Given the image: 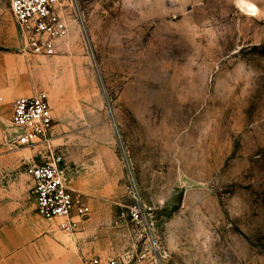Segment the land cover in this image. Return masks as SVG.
<instances>
[{
	"label": "rangeland",
	"instance_id": "374dc122",
	"mask_svg": "<svg viewBox=\"0 0 264 264\" xmlns=\"http://www.w3.org/2000/svg\"><path fill=\"white\" fill-rule=\"evenodd\" d=\"M65 2L38 91L100 198L81 222L103 255L264 264V0Z\"/></svg>",
	"mask_w": 264,
	"mask_h": 264
},
{
	"label": "crops",
	"instance_id": "0c3cea01",
	"mask_svg": "<svg viewBox=\"0 0 264 264\" xmlns=\"http://www.w3.org/2000/svg\"><path fill=\"white\" fill-rule=\"evenodd\" d=\"M33 54L19 40L10 0H0V264H84L92 256L108 257L103 255L107 251L101 233L92 226L96 219L81 222L100 198L88 176L66 158L69 188L82 197L90 212L73 217L80 221L73 233L61 230L63 218L48 222L37 212L34 183L26 168L41 161V150L19 145V129L13 125L15 100L40 92ZM57 125L54 122V130Z\"/></svg>",
	"mask_w": 264,
	"mask_h": 264
},
{
	"label": "built area",
	"instance_id": "2783aa9c",
	"mask_svg": "<svg viewBox=\"0 0 264 264\" xmlns=\"http://www.w3.org/2000/svg\"><path fill=\"white\" fill-rule=\"evenodd\" d=\"M65 0H10V8L21 43L36 55L50 56L56 52L57 41L69 34L64 10ZM73 4V3H72ZM13 125L19 129V145L44 144L40 162L27 164L37 202V212L44 218H63L62 230L75 232L80 221L90 212L82 197L69 188L70 169L65 157L52 144L54 115L45 92L18 97L14 102ZM145 252L129 250L118 256H92L84 264H151Z\"/></svg>",
	"mask_w": 264,
	"mask_h": 264
},
{
	"label": "water",
	"instance_id": "95a60500",
	"mask_svg": "<svg viewBox=\"0 0 264 264\" xmlns=\"http://www.w3.org/2000/svg\"><path fill=\"white\" fill-rule=\"evenodd\" d=\"M183 199V191L180 189L173 190L167 202L171 204H181Z\"/></svg>",
	"mask_w": 264,
	"mask_h": 264
}]
</instances>
